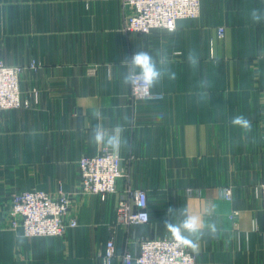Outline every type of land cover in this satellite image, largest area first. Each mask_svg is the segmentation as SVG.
<instances>
[{
	"label": "crops",
	"instance_id": "crops-1",
	"mask_svg": "<svg viewBox=\"0 0 264 264\" xmlns=\"http://www.w3.org/2000/svg\"><path fill=\"white\" fill-rule=\"evenodd\" d=\"M253 8L264 0H202L200 15L178 19L175 32L145 33L123 29L122 0H0V58L26 66L20 88L29 103L0 110V264H104L110 238L112 264H123L125 249L139 254L140 238L171 236L162 223L169 208L204 224L198 250L189 247L197 264H264V22L251 20ZM136 51L175 71L153 89L162 97L136 99L122 84V61ZM241 114L251 132L231 124ZM97 124L123 129L124 173L105 200L79 190V158L104 150L91 140ZM129 185L147 190L149 222L117 220ZM33 188L70 193L78 225L62 236L12 228L11 194Z\"/></svg>",
	"mask_w": 264,
	"mask_h": 264
},
{
	"label": "built area",
	"instance_id": "built-area-1",
	"mask_svg": "<svg viewBox=\"0 0 264 264\" xmlns=\"http://www.w3.org/2000/svg\"><path fill=\"white\" fill-rule=\"evenodd\" d=\"M202 0H122L126 13L123 29L126 32H145L153 29H169V25L180 18H197L201 12ZM216 36H225V27L218 26ZM135 53V52H134ZM133 53V54H134ZM132 54V55H133ZM131 55V56H132ZM28 67L36 68V61ZM26 66L9 65L0 58V110L28 106L27 99L22 95L20 77ZM131 95L136 99H153L163 96L153 91L141 96L131 88ZM79 190L92 193L106 199L109 194L117 192V181L123 176V158L111 149L97 154H84L79 158ZM262 212L264 220V182L260 185ZM192 192V189H189ZM223 195L230 199L231 187L223 188ZM70 193L61 192L54 196L42 189L15 191L10 198L12 228H20L23 235L62 236L69 228L78 225L76 216H69L72 206ZM149 195L145 188L127 186L118 200L117 220L125 224L149 222ZM140 252L133 255L129 249L122 254L123 264H197L195 254L188 246L181 245L171 236L139 240ZM116 255V247L112 238L105 245L102 259L104 264H112Z\"/></svg>",
	"mask_w": 264,
	"mask_h": 264
},
{
	"label": "clouds",
	"instance_id": "clouds-1",
	"mask_svg": "<svg viewBox=\"0 0 264 264\" xmlns=\"http://www.w3.org/2000/svg\"><path fill=\"white\" fill-rule=\"evenodd\" d=\"M250 18L255 23L264 22V8H253L250 13ZM169 32L176 31L174 23L169 25ZM188 63L191 67L196 68L199 65V55L195 50H191L187 57ZM122 63L128 66V71L123 75L122 84L130 87L141 96L148 95L156 88L161 81L167 77L169 80L176 79V73L170 67V63L161 61V66H157L156 60L145 51H136L130 59L126 58ZM212 86V82L208 79L200 81V87L208 89ZM96 118L100 119L99 113ZM231 124L234 127H239L245 133L251 132L252 124L244 115H236L231 119ZM123 129L117 125L112 133L109 134L102 124H97L92 131V143L98 147H103L105 151L111 149L113 153H118L121 147V133ZM213 209H209L212 211ZM170 216H176L177 220L174 223ZM164 228L171 233L172 237L181 245H185L198 250V243L194 242L193 238L198 240L200 236L205 233L202 231L204 224L201 219L189 213L187 208H169L166 217L163 219ZM211 235L217 233V226L215 223L208 225Z\"/></svg>",
	"mask_w": 264,
	"mask_h": 264
},
{
	"label": "rangeland",
	"instance_id": "rangeland-1",
	"mask_svg": "<svg viewBox=\"0 0 264 264\" xmlns=\"http://www.w3.org/2000/svg\"><path fill=\"white\" fill-rule=\"evenodd\" d=\"M127 12H125V15H126ZM125 15H124V19H125ZM124 25V24H123ZM51 193V192H50ZM65 193V192H64ZM60 195V194H59ZM54 196H58V195H54Z\"/></svg>",
	"mask_w": 264,
	"mask_h": 264
}]
</instances>
